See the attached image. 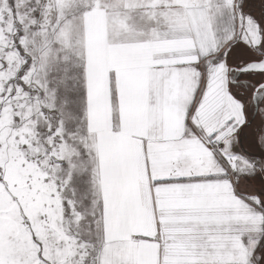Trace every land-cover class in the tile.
<instances>
[{
	"label": "snow or ice",
	"instance_id": "6c2138e0",
	"mask_svg": "<svg viewBox=\"0 0 264 264\" xmlns=\"http://www.w3.org/2000/svg\"><path fill=\"white\" fill-rule=\"evenodd\" d=\"M0 264H264V0H0Z\"/></svg>",
	"mask_w": 264,
	"mask_h": 264
}]
</instances>
